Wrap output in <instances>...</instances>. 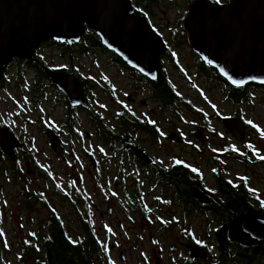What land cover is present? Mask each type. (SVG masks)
Segmentation results:
<instances>
[{
    "label": "rangeland",
    "instance_id": "1",
    "mask_svg": "<svg viewBox=\"0 0 264 264\" xmlns=\"http://www.w3.org/2000/svg\"><path fill=\"white\" fill-rule=\"evenodd\" d=\"M176 16V11L169 13L168 21L173 24ZM67 53L72 55V60L62 57ZM35 55L51 68L76 69L79 77L85 78L84 91L87 97L90 96L92 110L105 123H108V114L116 116L118 110L104 92L106 80L116 91L113 96L119 102L126 95L135 93L134 82L122 72L117 74L115 69L108 68L104 56L94 51L90 50V56L87 53L79 55L78 50L64 52L44 44ZM4 72L9 79L5 88L0 90V128H7L20 143V148L16 151L14 163L4 161L0 166V264H41V245L47 235L51 213L64 223L70 238L79 239L84 235V223L95 233L103 250L94 256V264H187L184 234L202 242L210 254V263L207 259L191 264L219 262L215 226L210 217L199 213L181 214L176 204V212L172 211L171 215L162 213L155 200L159 191L152 178L142 173L135 179V186L129 161L122 168L117 166L120 160L116 157L112 158L115 161L109 160L111 151L95 134L91 120L88 124L85 116L77 113L72 123L73 131L67 130L65 104L61 102L59 92L51 88L52 84L40 79L36 85L29 73L24 81L19 80L12 63ZM185 74L187 77L168 73V79L187 104L173 107L172 112H156L162 114V130H178L185 135L186 141L179 147L158 142L149 152L165 163L168 154L182 155L191 162L201 163L202 160L206 165H215L218 161L225 177L244 179L255 196L264 202V166L259 164H264L263 97L253 94L247 106L240 109L246 122L256 130L248 132L242 142H236L219 122L236 111L226 97V87L195 78L196 72ZM37 86L41 89L38 96L34 94ZM139 96L148 97L143 90ZM138 107L132 108L137 113L144 111ZM154 107L155 104L150 102L148 108ZM205 116L209 141L202 146L195 143V146L190 142L188 132ZM110 125L118 130L117 123L111 122ZM129 127L130 124L125 127L128 132H135ZM47 129L61 139L63 152L59 157L49 148L45 136ZM85 133H89L90 138ZM130 134L143 139L139 133ZM228 151L246 154L247 162L229 159ZM23 154L31 156L34 161H23ZM89 156L95 159L96 169L91 168ZM202 169L205 170L206 183L212 186L207 169ZM129 201L135 206L141 205L146 210L145 215L141 217L132 210ZM169 219L173 224L166 227L162 220L167 222ZM27 245L30 246L29 253L23 249ZM232 259L222 264H232Z\"/></svg>",
    "mask_w": 264,
    "mask_h": 264
},
{
    "label": "water",
    "instance_id": "2",
    "mask_svg": "<svg viewBox=\"0 0 264 264\" xmlns=\"http://www.w3.org/2000/svg\"><path fill=\"white\" fill-rule=\"evenodd\" d=\"M200 5V2L194 3L195 8ZM210 7L214 10L213 16L217 14L214 18L217 25L225 20L221 14L223 10H230L235 27L225 36L221 34V28H206L205 22L198 18L199 14L192 13L189 18L192 28L187 29L191 50L215 68L219 77L232 88L248 84L264 86V0H232L227 8ZM207 22L210 24V20ZM86 33H93L103 48L129 68L151 81L156 79V62L166 47L146 20L132 13L129 0H0V75L15 59L32 61L34 52L47 42L68 47L78 45ZM232 35L249 42L248 48L239 53L242 59L234 55ZM45 75L70 108H88L75 75L54 71H46ZM222 125L233 140H244L243 120L223 118ZM171 135L169 140L177 144L178 139ZM45 136L50 150L59 157L63 152L60 138L50 129ZM195 140L204 144L206 137L198 130ZM19 147L20 143L12 133L7 128H0V151L10 162L17 160ZM121 148L132 151L136 159L150 164L151 160L130 140H122ZM88 160L91 168L96 169L95 159L89 156ZM192 195L200 203L212 201L197 188L192 190ZM226 237L228 242L242 248L264 244V219L243 212L231 221ZM186 250L191 260H207V253L199 246L188 245ZM119 258L122 261L121 255Z\"/></svg>",
    "mask_w": 264,
    "mask_h": 264
},
{
    "label": "flooded vegetation",
    "instance_id": "3",
    "mask_svg": "<svg viewBox=\"0 0 264 264\" xmlns=\"http://www.w3.org/2000/svg\"><path fill=\"white\" fill-rule=\"evenodd\" d=\"M129 1L132 5V13H137L142 16L149 24L154 34L158 35L162 39L166 47L165 51L157 59V77L154 81H151L150 79L140 75L136 70L129 68L124 62H122L119 57H117L112 52L106 50L103 47L99 48L93 45L92 41L90 42V45L86 47V49H83L80 46V43L78 45L69 47L63 46V48L59 49L60 51L68 52H72V50H78L79 55H84L87 53L89 56L90 50L94 51L104 56L106 62L108 63V68L115 69L117 74L119 72H122L123 75L129 77L134 82V95H126L124 97V100H121L122 102H119L117 98L113 96V93H116V91L111 88L107 80L105 83L107 97H109L111 102L118 108V110L116 111V116L112 115L111 113L108 114V123L105 124L107 126V129L110 130L113 128L110 123L115 122L118 125V130L121 131L119 134V143H116L114 145H105V148H108L111 151L109 154V160L115 161L112 158L116 157L118 160H120L119 164L117 163V166L122 168L127 165L128 160V164H130L132 172L134 173L133 180L137 179L138 176H140V174L142 173L145 176L152 178L155 189L159 191L158 195L155 196V200L158 202V209L162 213L171 215L172 211L176 212V209L174 208V205L176 204V206L179 208L178 212L181 214L193 215L195 213H199L201 215L210 217V222H212V224L215 226L214 232L218 252V242L216 237L217 232H222L225 226H228L226 229L227 232L228 228L230 227L231 221L243 212H249L258 218L264 219L262 217H259L260 215L264 214V202L260 198H257L255 196L256 194L246 185L244 179L231 180L228 177H225L222 172V165L218 161L215 162V165H206L202 160L201 163L199 161L191 162L188 159H185L182 155L168 154L166 155L168 157V162L165 163L164 161H160V157L154 156L149 152L152 149L151 147L158 142H164V144L179 147L186 141L184 138L185 135L181 134L178 130L161 129L162 114L159 115L156 111L172 112V108L175 106L171 104L165 106L166 108H164L163 100H160L159 98L160 90L156 87L157 84L152 86V83H155L157 78L161 77L166 83L171 86V83L168 79V73L187 77L185 73L191 71L198 73L195 78H200L207 83L210 82L219 85L221 84L218 80L215 79V76L213 74L214 72H216V69L207 62H204L197 54H195L191 50L188 42L187 29L192 28V24L190 23L189 18L192 13H196L199 14L198 18L202 20V23L205 22L204 26H206V28H210V26L213 27V30L217 28L219 30V28H221V34H225V36H227L228 34L230 35V29H234L235 27V25L232 23L234 18L232 16V12L228 9L223 10V13L221 14H223V19L225 20L221 21L220 24L218 23V26L216 23L217 19L216 21H214V18H217V14L216 16H213L214 10L210 6L227 8L232 0H180V2H176L174 0ZM195 2L201 3L199 8H195ZM173 11L177 12V16L175 22L171 24L168 21L167 15ZM187 20L188 22L186 23ZM207 20H210V24L207 22ZM226 20H228V22ZM237 28L239 27L237 26ZM239 37H233L234 40L231 43L236 58H241L239 56V53L244 52L245 49L249 46L248 41L243 40L242 38L238 39ZM222 47L223 45L221 44V48ZM67 55H69V58H66L65 60H72V55L70 53H67ZM46 71L75 75L80 84V90L84 102L88 106L87 109H83L81 107L70 108L65 98L59 93L61 102L65 104L64 123L67 130L73 131L72 123L77 113H82L85 116L86 122L90 124V113L93 112V110L90 106V96L87 97L84 91L83 79L85 78L79 77L80 75L78 74L76 69L70 70L68 68L66 69L65 67H53L52 69L45 70L44 72ZM142 90L145 91L148 95L146 99H143L141 96H139ZM229 93H231L232 97L236 100V103L233 104L236 109L235 114L229 118H240L241 120H243L245 125L246 137L248 132L253 130L255 131L256 129L246 122V119L242 115L240 109H243L247 106L246 104L249 103L251 97L255 93L263 97L264 100V86H258L255 84H248L239 88H232L229 86L226 87V96L230 95ZM167 100L169 101V99ZM150 102H153L155 104L154 109L148 108L150 106ZM128 105H130L131 108H128ZM138 106H140L144 111L137 113L136 110L132 108H139ZM170 114L171 113L169 112L166 113V115ZM206 117L207 116H205V118L202 117V122L198 123V125H193V127L188 132L189 140L195 146V143H198L195 140V132L198 130L201 131L206 137L204 144L209 141V135L206 132L207 129L205 128V126H207L208 124H206ZM125 121L127 123L125 124V126H122L121 123ZM219 122L222 125V119H220ZM134 123L141 125V128L135 130L136 133H139V135L143 137V139L141 140L134 138L130 134L135 132H128L127 129H125L126 125L128 124H130L129 128L133 127V129H135V127L133 126ZM171 134H174L178 139L179 142L177 144L169 140V138L173 137ZM85 136L87 138H90L89 133H85ZM124 139L130 140L138 149H140L151 160L150 164H145L142 161L136 159L132 151L123 150L121 148V141ZM118 144L120 147L117 146ZM204 144L198 143L199 146H202ZM177 161H179V163H177ZM202 167H205L207 169L210 180L212 182V186L206 183V179H204L203 176V171L205 170H203ZM174 173L178 174L175 179H173ZM216 175H218V177ZM243 184L246 186V189L248 191L247 194L249 195L246 198V203H248V206L246 210L238 213L239 203L236 200H232L231 203L225 200V188H227L226 186H228L235 192L239 189L238 185L241 186ZM195 188L207 194L212 201L208 204L198 202L192 195V190ZM157 205L156 203L153 204L155 208ZM143 211L145 215L146 210ZM234 215L235 217H233ZM59 221L61 223V230L65 232L66 237L70 238V236L67 235L66 229L64 228V223H62L60 219ZM162 221L163 223H166V227H169V225L173 224V221H171L170 219L167 222L164 220ZM46 232V236L51 237L48 227L46 228ZM70 239L78 241L82 239V237H80L79 239L71 237ZM230 244L233 253L237 254L239 252V250H237V247L239 246L232 243ZM184 245L197 246L191 244L186 239L184 240ZM239 248H241L243 252H245L250 258L251 261L248 264H264V244H260L256 247L251 248ZM202 249H204L207 253V256L210 257L209 251L206 249V247Z\"/></svg>",
    "mask_w": 264,
    "mask_h": 264
},
{
    "label": "trees",
    "instance_id": "4",
    "mask_svg": "<svg viewBox=\"0 0 264 264\" xmlns=\"http://www.w3.org/2000/svg\"><path fill=\"white\" fill-rule=\"evenodd\" d=\"M93 42V45L102 48L100 45L99 39L96 38V36L92 33H86L84 38L80 42V46L83 49H86L88 45H90V42ZM47 46L52 48H63L62 45L55 44L53 42H47L45 43ZM65 52V51H64ZM84 53V52H83ZM63 58H68L67 55L62 56ZM15 67V73L17 74V78L21 81L25 80V75L30 74V79L33 80V82L36 83L37 81L42 79L48 81L45 70L52 69L51 67L47 66L37 55H35V52L33 54V60L32 61H25L23 59H15L11 62ZM10 63V64H11ZM9 64V66H10ZM8 66V67H9ZM7 67V68H8ZM215 79L218 80L222 85L229 87L227 83L219 77V75L214 72ZM182 76V75H180ZM9 77L7 76L6 72L0 75V90L5 88V85L8 83ZM49 82V81H48ZM157 84V85H156ZM156 85V87L160 90V100H163L164 108L168 105H174L177 106L179 104H187L183 99L174 91V89L166 83L163 78L158 77L155 83H152V86ZM51 88H54L53 85H51ZM106 93V90H104ZM41 89L35 87L34 94L36 96L40 95ZM230 95L226 96L228 101L231 104H235L236 100L232 97L231 93ZM169 99V101L167 99ZM165 99V100H164ZM188 107V106H187ZM90 120L94 125L95 134L98 135L101 140L106 145H114L116 142L119 143L120 137L118 130L112 128L110 130L107 129V126L104 122V120L99 116V114L95 111L90 113ZM120 120V119H119ZM127 122H122L121 125L125 126ZM133 126L135 127L134 130H137L138 128H141L139 124L134 123ZM228 158L234 161H240V162H247V155L242 154L240 152H229L228 151ZM23 161H34V159L31 156H28L26 154L22 155ZM4 161H9V159L0 151V166H2ZM14 163V162H11ZM261 166H264L263 163H259ZM177 173L173 174V179L177 177ZM181 175V174H179ZM218 177V175H216ZM134 185L136 186L135 180H133ZM223 183V180H222ZM223 185V184H222ZM226 186V185H224ZM242 186V187H241ZM238 185L239 189L237 191H233L230 187L226 186L225 192L226 195H224L225 200L227 202L237 201L239 203V211L238 213H241V211L246 210L248 203L246 198L249 196L247 194L246 186ZM129 206L132 210L135 212L137 211L138 214L142 217L144 215V211L141 207V205H133L129 201ZM258 214V213H256ZM235 217V215L233 216ZM259 217L264 218V214L260 215ZM47 227L49 228L51 237L46 236L42 241V263L41 264H94V256H98L101 253V250H103L101 243L96 239L95 233H92L89 226L84 223L83 225V231L84 235L82 236V239L78 241H74L66 237V234L63 230H61V223L59 221V218L55 216V214L51 213V219H49L47 223ZM228 226H225L224 230L222 232H217V242H218V258L219 262L217 264H222L223 262L229 260L230 258L233 260L231 261L232 264H248L251 260L247 256L245 252L239 247H237V250L239 252L236 254L233 253V250H231V244L228 243L226 238V229ZM184 238L189 241L191 244L197 245L201 248H205V246L202 244V242H199L198 240H195L192 237H188L187 234L183 235ZM33 246V245H32ZM34 247V246H33ZM24 252L30 251V246H24L23 247ZM27 255V254H26ZM104 256V255H103ZM207 262L210 263L209 257L207 258ZM101 261V260H100ZM187 264H191L193 262H196V260H190L189 258L186 259Z\"/></svg>",
    "mask_w": 264,
    "mask_h": 264
},
{
    "label": "snow or ice",
    "instance_id": "5",
    "mask_svg": "<svg viewBox=\"0 0 264 264\" xmlns=\"http://www.w3.org/2000/svg\"><path fill=\"white\" fill-rule=\"evenodd\" d=\"M177 163H179V161H177Z\"/></svg>",
    "mask_w": 264,
    "mask_h": 264
}]
</instances>
